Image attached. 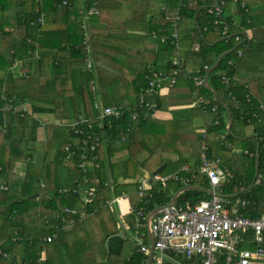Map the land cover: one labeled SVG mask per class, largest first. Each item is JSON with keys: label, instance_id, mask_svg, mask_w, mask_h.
Returning <instances> with one entry per match:
<instances>
[{"label": "trees", "instance_id": "trees-1", "mask_svg": "<svg viewBox=\"0 0 264 264\" xmlns=\"http://www.w3.org/2000/svg\"><path fill=\"white\" fill-rule=\"evenodd\" d=\"M86 1L89 5L96 2L100 10L92 38H86L82 28L84 0H0V179L5 186L0 188V214L7 216L0 218V264H145L148 253H140L133 238L136 215L132 207L141 208L148 201V214L169 203L187 179L188 185L210 187L203 173L192 176L182 169L184 165L195 168L200 159L186 154L180 138L203 140L205 133L210 158L240 150L234 179L219 189L226 195L251 185L259 147L257 184L239 196L252 203L242 210L246 216L264 215V71L254 74L237 67L239 59L264 62V39L241 43L236 38L254 26L253 3L264 5V0H224V15L229 20L235 14L236 21L226 39L217 43L223 36L222 27L213 25L212 16L202 7L211 0H160L157 7L138 1L136 26L120 17L111 18L109 0ZM173 41L180 43L182 73L175 83H163L155 93H148L152 72L175 68ZM234 46L209 76L219 97L225 94L224 100L232 109L233 133H229L226 109L204 85H196L193 77L204 78L216 60L211 53L218 56ZM89 58L96 64L97 73L86 69ZM233 76L240 81H233ZM37 78L43 80L37 83ZM195 95L202 98L207 130L203 131V124H197L187 110L172 118L153 116L173 103L191 102ZM6 102L12 107L4 109ZM102 106L122 107L123 113L101 122ZM76 114L82 122L73 127ZM249 120L258 137L237 139L241 135L237 126H248ZM87 137L99 139L94 150L91 146L96 142L89 138L85 144ZM142 152L148 153L145 159H140ZM117 153L127 155L117 161ZM164 153H177V159L160 173L170 175L165 186L153 175L165 162ZM84 156L88 166L85 172L80 168ZM143 170L151 179L145 198L139 196L138 189ZM15 172L17 176L11 180ZM85 178L96 186V196L77 211L84 219L67 214L74 221L72 227L58 240L44 241L52 229L44 218L64 214L66 206L75 207L79 195L72 191ZM39 181L42 192L30 200ZM124 192L129 196L121 224L127 235L113 238L107 259L98 262L95 249L119 230L120 222L107 200ZM203 198L211 195L190 190L181 193L177 202L197 204ZM104 211L110 213L104 215ZM11 214L16 216L13 220ZM144 222L147 232L146 219ZM58 243L63 251L54 254Z\"/></svg>", "mask_w": 264, "mask_h": 264}, {"label": "built area", "instance_id": "built-area-1", "mask_svg": "<svg viewBox=\"0 0 264 264\" xmlns=\"http://www.w3.org/2000/svg\"><path fill=\"white\" fill-rule=\"evenodd\" d=\"M199 1L203 3L204 0ZM211 1L212 3L206 5L205 9L212 16V24L218 27L221 26L223 36H226L230 25L234 24L235 20L233 17L227 20L224 15V0ZM64 4H70V2H64ZM99 14L100 10L96 2L89 5L84 0L82 28L86 29V38H92L93 18ZM173 36L177 37V33H174ZM236 38L240 39L241 43L250 40L244 33L237 34ZM173 44L174 48L171 56L172 64L175 68L171 72H152L148 93H155L158 88L162 87L163 83H175L177 76L182 73L181 66H183L184 59L181 58L180 43L173 41ZM238 55H242V51H239ZM85 65L86 69H91L95 66V63L92 58H89ZM183 74L188 75L185 72ZM193 78L196 85L204 84V78L198 76ZM223 79L229 82L228 78L223 77ZM232 80L240 81V78L233 76ZM248 97L249 95H247ZM198 98L199 102L202 103V98ZM144 101L145 98L142 97L141 103L143 104ZM11 107L12 105L6 102L4 109ZM24 107L31 112V109H28L26 105ZM122 113V107L103 106L99 119L101 122H105L109 116L119 117ZM156 115L157 113L153 116ZM133 118L135 119L136 116H133ZM81 122L82 120H78L71 124L75 127ZM76 132L82 133V130L76 129ZM89 138L93 139V137ZM89 138H85V144L89 143ZM93 141L96 143L91 146L92 150L99 145L98 138L93 139ZM201 148L199 155L200 164L196 168L184 165L182 169L190 174L194 172L203 173L212 188L219 191L224 182L232 181L235 176V166L230 164L228 153L232 151H224L228 155L227 158L221 155L216 158H210L207 154L206 133L202 140ZM86 159L87 157L84 156L83 161L80 163V168L84 172L88 168ZM226 161H229V164ZM154 177L164 186L170 178V176H161L160 173ZM188 181L189 179L185 180L184 185H188ZM150 187L151 179L141 180L138 188L139 196L145 198ZM0 188H5L4 184L0 185ZM72 192L79 195L75 207L66 206L64 214H53L44 218L46 224L52 225L51 231L44 235V241L52 242L63 231L72 227L74 221H71L66 215L79 214L77 211L84 207V204L87 205L92 202L96 196V186L91 183L90 178H85L77 182ZM128 196V193L125 192L120 195L113 194L107 200V204L114 208L115 205H120L123 201L127 202ZM232 200L228 196L217 197L213 195L209 199L203 198L197 204L187 202L179 205L177 201L175 204H165V207L157 212L151 220L150 225L155 238V245L150 264H264V215L246 216L242 210L251 205V201L241 196L232 198ZM147 203L148 201H144L141 208L132 207V211L136 215V231L133 238L138 244V251L149 254L150 245L145 241L146 232L144 230V220L147 215L145 206ZM82 216L83 214H79V220H81ZM4 255L7 256V253H4Z\"/></svg>", "mask_w": 264, "mask_h": 264}, {"label": "crops", "instance_id": "crops-1", "mask_svg": "<svg viewBox=\"0 0 264 264\" xmlns=\"http://www.w3.org/2000/svg\"><path fill=\"white\" fill-rule=\"evenodd\" d=\"M138 1L144 2L145 4L151 2L152 5H155L157 7L160 0H109V2H110L109 15H110V17L111 18L112 17H120V18L124 19L127 23H129L133 26L138 25L139 22H138V19H136V8H137L136 6H137ZM203 7H206V5H203ZM252 9L256 13V16L254 17L255 24H254V26H252L248 30H244L243 33L246 35V37H249L250 40L264 39V5H259L258 2L255 1L253 3ZM261 9H263V12L261 11ZM233 18L236 21V15L235 14L233 15ZM237 22H238V20H237ZM96 23H97V17L94 20V24L92 22V26L96 25ZM238 24H239V22H238ZM211 56L215 59L217 58V56H215L213 53H211ZM237 67L241 70L253 72L255 74L256 72L264 71V62L260 61L259 59H239L237 61ZM172 110H173V112H172ZM179 112H182L180 110V107L170 108V110H169L170 116H165V117L166 118H172ZM75 116L76 117L74 118V121L80 120V117H78L77 114ZM215 117H216L215 118V122H216L217 116H215ZM203 118L196 120V123L197 124H203V126H204L203 131H204V130H207L208 122L203 123ZM249 123L250 122H248V126L247 125L237 126L236 131L241 134V135H238V137L240 139H245L246 137H250L251 135L255 134L254 126H252V124H249ZM174 133L178 134V131H176ZM191 140H195V139L185 138V139L181 140V144L183 143L184 145H187L186 144L187 141H191ZM199 140H201V139H199ZM235 151H238L240 153L239 149H236ZM228 153L230 156V158H229L230 164H232V166H237L238 161L241 159V155L237 156V158H235L233 151L228 152ZM126 155H127L126 153H117L115 156V160H117V161L122 160L126 157ZM147 155H148L147 152H142L140 155V159H145L147 157ZM166 155H169V156L166 157ZM163 158L165 159V162L167 164H169L171 161H175L177 159V153H164ZM167 164H166V166H167ZM142 172L141 173L144 174V177H141V179L139 181L141 182V180H145V179L149 180L150 178L147 177L148 172L146 170H143ZM196 173L197 172H194L192 174V176H194ZM168 176H170V175H168ZM258 182H259V180H258ZM2 184H3V180L0 179V185H2ZM256 184H257V182H256ZM209 188H212V186L210 185ZM228 197L232 200V198L230 196H228ZM232 202H233V200H232ZM109 213H110L109 211L103 212L104 215H108ZM121 228L124 229L125 235H127L126 230L124 228V225L119 223V230ZM56 240H58V238ZM154 240H155V238H154ZM145 241L150 245L149 238H148V232H146ZM150 249H151V246H150ZM61 250L63 251V249L61 248V246L58 243V246L54 247V254L61 251ZM53 255L51 256V258L53 257ZM94 255L98 261L103 262L107 259L109 254L107 253V250H106L105 245H104V246L97 247L95 249ZM50 259H49V261H50Z\"/></svg>", "mask_w": 264, "mask_h": 264}, {"label": "water", "instance_id": "water-1", "mask_svg": "<svg viewBox=\"0 0 264 264\" xmlns=\"http://www.w3.org/2000/svg\"><path fill=\"white\" fill-rule=\"evenodd\" d=\"M203 7V6H202ZM197 26H199V23L197 22ZM226 37L222 36L220 37L215 43L217 42H220L222 40H225ZM214 43V44H215ZM214 44H211V45H214ZM236 46L220 53L214 64L209 68L207 74L204 76V87L206 89H208L214 96V99L219 102L227 111V114H228V123H227V132L229 133H233L232 132V127H233V123H234V116H233V112H232V109L230 108V105L225 101V100H222L219 95H218V92L212 87V85L209 83V76L210 74L219 66L221 60L228 56L230 53H232L234 50H235ZM26 107L28 109H30L29 106L26 105ZM250 137H258V134H254V135H251ZM237 139L240 140L239 137H237ZM169 156V155H166V157ZM166 162L163 163L160 167H158L153 175H157L159 173H161V171L166 167ZM259 172H260V154H259V147L257 149V164H256V173H255V179L253 180V182L251 183V185L246 189V190H243L241 192H238L236 194H232V195H226V194H223L221 192H219L218 190H215L213 188H206V187H203V186H198V185H184L182 186L180 189L176 190L169 203L168 204H175L179 195L183 192H186V191H190V190H195V191H198V192H201V193H204V194H208V195H215L217 197H225V196H231V198H235L249 190H251L254 185L256 184L257 182V179L259 177ZM143 173V172H142ZM140 174L141 177H144V174ZM42 189H43V183L41 181H39L37 183V187L34 191V193L32 194V196H30V200H34V199H37L38 196L41 194L42 192ZM165 206L164 205H161V206H157L155 208H153L151 211L148 212V214L146 215V225H147V232H148V238H149V242H150V246H151V249L149 251V254H148V258H147V261L145 264H150L151 261H152V257H153V253H154V245H155V240H154V236H153V233H152V230H151V220L153 218V216L161 211ZM115 237H126L125 235V231L123 228H121L117 233H114V234H111L110 236L107 237L106 241H105V248L107 250V253L109 254L110 252V241L115 238Z\"/></svg>", "mask_w": 264, "mask_h": 264}, {"label": "rangeland", "instance_id": "rangeland-1", "mask_svg": "<svg viewBox=\"0 0 264 264\" xmlns=\"http://www.w3.org/2000/svg\"><path fill=\"white\" fill-rule=\"evenodd\" d=\"M91 70H93V71H95V73H97L96 64H95V66H93L91 68ZM42 80H43V78H37V79H35V82L40 83ZM225 98H226L225 94H222L221 99L224 100ZM169 107L170 108H178V107H180V110H187L193 115V117L196 120L204 117V109H203L201 103L199 102V98H198L197 95H195L193 97L191 102H186V103L185 102H177V103L171 104ZM170 108H168L167 110H163L161 112L158 111L156 117H158V118H166L165 116H170V114H169ZM172 112H173V110H172ZM41 117L46 118L48 120H49V118H51L50 116H44V115H41ZM76 121H78V120H76ZM76 121L73 120L72 123H74ZM180 139L182 140V138H180ZM186 144H187V145H185L186 146V154H190V155L194 156L199 161V155H200L201 150H202V148H201L202 147V140L195 139V140L187 141ZM233 153H234L235 158H237V156H240V153L237 152V151H233ZM220 155L222 157H224V158H227V156H228L227 153H224V152L221 153ZM154 163H155V161L153 162V164ZM16 176H17L16 172L13 173L10 176L11 180L12 179L14 180V178ZM147 177L149 178V176H147ZM73 206H75V205L73 204ZM57 208H59V207L57 206ZM6 209L8 210V208H6ZM111 209L115 213V216L118 219V221L121 223V220L123 219L125 211L127 210V202L123 201L120 205H115L114 208H111ZM15 217H16L15 214H11L9 216V218L11 220H13ZM76 217H79V214H77ZM84 217L85 216H82L81 219L83 220ZM0 218L7 219V216L5 214H0ZM0 231H1V229H0ZM133 236H134V234H133ZM95 259L97 260L96 257H95ZM98 262H101V261H98Z\"/></svg>", "mask_w": 264, "mask_h": 264}, {"label": "flooded vegetation", "instance_id": "flooded-vegetation-1", "mask_svg": "<svg viewBox=\"0 0 264 264\" xmlns=\"http://www.w3.org/2000/svg\"><path fill=\"white\" fill-rule=\"evenodd\" d=\"M103 107V106H102ZM101 111H102V108H101ZM100 114H101V112H100ZM100 116V115H99ZM81 120V119H80Z\"/></svg>", "mask_w": 264, "mask_h": 264}, {"label": "clouds", "instance_id": "clouds-1", "mask_svg": "<svg viewBox=\"0 0 264 264\" xmlns=\"http://www.w3.org/2000/svg\"><path fill=\"white\" fill-rule=\"evenodd\" d=\"M243 33V32H242ZM224 37H226V36H224Z\"/></svg>", "mask_w": 264, "mask_h": 264}]
</instances>
